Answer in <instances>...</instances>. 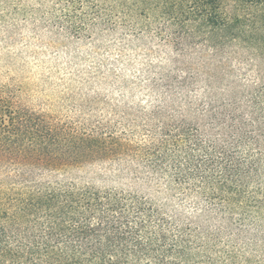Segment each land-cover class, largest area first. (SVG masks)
<instances>
[{
	"label": "trees",
	"instance_id": "16d2710c",
	"mask_svg": "<svg viewBox=\"0 0 264 264\" xmlns=\"http://www.w3.org/2000/svg\"><path fill=\"white\" fill-rule=\"evenodd\" d=\"M46 1L146 78L76 119L0 86V264H264V0Z\"/></svg>",
	"mask_w": 264,
	"mask_h": 264
},
{
	"label": "rangeland",
	"instance_id": "374dc122",
	"mask_svg": "<svg viewBox=\"0 0 264 264\" xmlns=\"http://www.w3.org/2000/svg\"><path fill=\"white\" fill-rule=\"evenodd\" d=\"M52 12L47 1L0 0V86L9 88L18 105L76 119L89 113L87 104L98 94L119 99L122 92L113 83L146 78L143 43L119 54L100 40L58 31ZM168 53L172 50L162 51ZM76 174L99 187L129 185L97 167Z\"/></svg>",
	"mask_w": 264,
	"mask_h": 264
}]
</instances>
